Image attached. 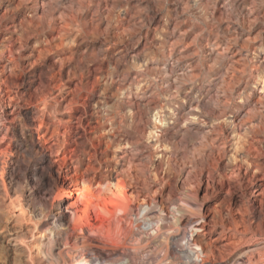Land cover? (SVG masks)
Masks as SVG:
<instances>
[{"label": "rangeland", "instance_id": "obj_1", "mask_svg": "<svg viewBox=\"0 0 264 264\" xmlns=\"http://www.w3.org/2000/svg\"><path fill=\"white\" fill-rule=\"evenodd\" d=\"M0 13V78L14 96L0 101V149L18 148L23 176L42 160L56 176L65 158L54 191L101 189L115 166L102 116H114L142 175L130 190L139 203L152 195L167 210L199 185L208 259L238 264L254 250L252 264H264V0H0ZM69 113L64 143L53 116ZM2 236L0 264H15Z\"/></svg>", "mask_w": 264, "mask_h": 264}, {"label": "bare ground", "instance_id": "obj_2", "mask_svg": "<svg viewBox=\"0 0 264 264\" xmlns=\"http://www.w3.org/2000/svg\"><path fill=\"white\" fill-rule=\"evenodd\" d=\"M11 56L9 50L7 60L12 61ZM5 84L6 80L0 78L2 103L14 99L9 90L5 91ZM42 100L41 112L44 115L48 105ZM55 105L59 106V103L51 105L50 112L55 110ZM127 116L120 115L121 122L126 121ZM71 117L70 113L67 119L53 116L57 122L54 134H59L60 125L64 124L61 132L64 143L70 130L67 124ZM102 117L106 118L107 123L110 122L107 134L112 137L109 145L115 149V166L107 174H100L96 185L98 183L101 189L96 188L93 193L90 189L77 193L73 188L60 194L65 188L61 185H57L54 191L53 183L59 180L67 167L65 158L58 161L56 176L51 171L43 172L47 164L45 160L23 176L16 157L18 148L4 146V149H0V235L18 252L15 264H223V261L212 262L208 259V250L200 240L201 237H208L211 229L208 228L209 218L206 219L202 212L199 185L177 190L169 198L167 210L152 195L149 199L142 197L139 203V196L130 190L134 188L133 182L142 179V175L138 174L136 164L125 151L130 144L118 139L125 129L113 125L114 116ZM2 118L0 114V129L5 127ZM77 119L81 125L82 118ZM43 124L41 117L39 127ZM142 162L140 165H144ZM118 165L125 168L118 171ZM113 174L115 182H112ZM153 180H157L156 175ZM189 183L186 185L189 186ZM54 192L58 197L51 202L48 198ZM74 196L76 199L69 202ZM80 205H85L88 212L96 213L94 220L90 213L78 215ZM184 215H187V219L182 223L180 219ZM206 245L209 246V253H212L213 246L208 242ZM253 251L242 252L238 264H252ZM260 252L262 255V250Z\"/></svg>", "mask_w": 264, "mask_h": 264}]
</instances>
